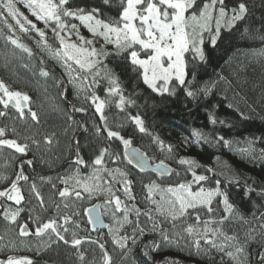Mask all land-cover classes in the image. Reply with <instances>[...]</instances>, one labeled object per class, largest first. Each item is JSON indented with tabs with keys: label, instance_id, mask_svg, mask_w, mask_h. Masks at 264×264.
<instances>
[{
	"label": "snow or ice",
	"instance_id": "snow-or-ice-1",
	"mask_svg": "<svg viewBox=\"0 0 264 264\" xmlns=\"http://www.w3.org/2000/svg\"><path fill=\"white\" fill-rule=\"evenodd\" d=\"M113 2L101 0L99 6L86 8L75 0H0V17L5 26L10 31L18 28L19 32L36 34L37 46L43 45V50L61 64L68 76L67 82L73 86L77 99L82 100L81 106H71L72 111L87 113L90 108L94 109L101 121L99 125L93 124L95 134L107 142V146L96 149L94 158L86 161L80 155L77 141L74 169L57 177L61 187L52 182V177H37L52 190V196L46 199L42 187L25 171L26 166H33L34 160L20 157H27L32 147L38 148L42 142L51 145L55 134H44L37 139L39 133L20 132L17 121L30 119L32 126H38L40 117L32 109V98L27 92L13 90L0 80V119L12 121L11 126L0 125V155L10 150V154L3 157V166L12 169L11 174L0 173V223L5 226L0 234V251L17 252L34 247L39 253L42 247L50 248L62 242L76 250L81 264H116L106 247L107 241L102 243L103 237L92 239L89 229L82 227L83 217H87L91 231H97L98 225L107 229L112 245L120 250L121 259L131 251L129 243L136 244L150 232L160 238L158 242L150 241L145 245L152 251L162 246H180L183 241L197 252L217 253V264H253L250 249L258 244L256 264H264V211L259 216L253 214L258 227H249L241 236L233 225L250 222L230 201L221 180L214 179L219 174L213 168L206 167L201 173L198 171L201 165L194 158L180 157L178 164L186 167L176 171L166 163V159L172 157L174 146L166 145L158 136H153V141L168 157L150 165L147 153L134 146L131 136L122 134L125 125L115 118L110 121L106 114L113 106L125 113L136 103L125 94L121 74L110 66L112 60L122 66L124 73L130 72L158 95H175L178 88L192 99L200 94L209 95L215 82L205 83L203 87L196 85V69L207 62L206 43L216 47L222 29L231 30L236 22L246 18L247 4L244 0H236L232 7H228L226 0H115L116 15H105L103 8L111 9ZM19 5L35 19H30ZM248 31L246 28L245 34ZM6 39L33 55L32 49L18 39L11 35ZM259 39L264 41V35ZM41 75L48 77L49 71L42 68ZM60 84L62 86L63 81ZM12 110H15L14 116H11ZM66 115L69 122L76 123L71 113ZM127 118L140 133L152 135L140 115L128 113ZM210 122L217 123L214 115H210ZM28 127L26 123L25 130ZM193 134L197 143L208 141L202 132ZM214 139L226 147L232 143L222 135ZM115 141L122 145L121 151L111 150ZM247 143L248 147L240 151L257 158L254 141ZM259 158L264 159V149L260 150ZM128 165L140 172L153 167L159 177L177 179L167 185L157 180L141 183L138 195L134 192L135 181L130 178ZM81 166L91 171L82 172ZM213 179L214 186L205 187ZM233 183L240 181L228 179V184ZM252 191L255 189L246 185L245 195ZM257 195L264 199V188ZM93 200L99 202L81 208L85 201ZM26 208L28 221L21 223V213ZM50 210L53 214L47 215ZM104 216H109L112 224H105ZM81 232L86 235H80ZM85 243L99 248L98 261L86 260L81 250ZM145 255L149 253L145 251ZM0 264H36V261L28 256L7 255L0 259ZM171 264L176 262L171 261Z\"/></svg>",
	"mask_w": 264,
	"mask_h": 264
},
{
	"label": "trees",
	"instance_id": "trees-1",
	"mask_svg": "<svg viewBox=\"0 0 264 264\" xmlns=\"http://www.w3.org/2000/svg\"><path fill=\"white\" fill-rule=\"evenodd\" d=\"M235 2L236 0H226L228 7L234 6ZM244 2L249 9L246 18L236 22L231 30L222 29L216 47L206 43L207 62L199 64L196 69L198 87L215 82V87L209 95L200 94L196 99H192L179 88L175 95L167 93L158 95L142 82L137 81L130 72L124 73L122 66L112 60L110 66L121 74L125 94L130 95L136 103L135 106L128 107L125 113H120L114 106L106 110L110 121L115 118L125 125L122 134L131 136L133 144L147 153L151 162L168 157L166 152L160 151L159 146L153 141V136H158L166 145L174 146L172 157L167 158L166 163L173 165L172 168L176 171H182L186 167L178 164L180 155L188 156L193 153L197 159L212 160L211 168L219 174L214 179L221 180V187L226 188L230 201L250 222L233 225L234 230L241 236L249 227H258L253 214L259 216V213L264 211V199L257 195L264 188V159L259 158L260 150L264 149V54H261L264 50V41L259 39V36L264 35V0H244ZM75 3L81 7L91 8L99 6L101 0H75ZM103 11L107 16H115L117 12L115 0L111 9L105 6ZM12 22L15 24L14 21ZM246 28L249 30L247 34H245ZM19 33L21 39L18 40L31 48L33 55H28L6 39L9 35L15 37L0 17V80H4L13 90L27 92L38 107L39 125L32 126L30 119L17 121L16 127L20 132L39 133L37 139L44 134H55L51 145L42 142L38 148L33 146L27 157H20L34 160L32 167L25 168L26 173L33 178L51 177L73 166L70 161L75 155L76 136L80 155L86 161L94 158L96 149L107 146V142L102 136L97 137L95 134L93 124L101 123L98 115L91 109L87 113L71 111L69 103L77 107L82 104L74 97L73 90L68 84L63 98L64 81L67 83L65 76L50 59L40 53L24 33ZM36 55L48 69L42 67ZM42 68L49 71L48 77L41 75ZM61 81H63L62 86ZM100 95L103 96L102 91ZM67 113L72 114L76 123L67 120ZM128 113L140 115L152 135L140 133L135 124L127 118ZM210 115L216 117V124L210 122ZM221 120L224 121L223 124L219 123ZM11 123L10 118L0 119V125L11 126ZM26 123L29 126L27 130H25ZM194 132L204 133L208 141L200 140L197 143ZM218 135L230 140L231 145L226 147L222 142L217 143L214 137ZM248 141H254L257 157L255 159L240 151L248 147ZM121 149L122 145L119 141L112 142L111 150L121 151ZM9 154L10 150H5L0 155V173L12 172L11 168L5 169L2 166L3 157ZM200 165L198 171L203 173L207 166ZM127 168L135 179L143 182L157 180L165 184L177 179L176 177L161 178L151 173L141 174L134 171L130 165ZM88 169L81 166L83 172ZM238 170L241 171V175H238ZM207 174L211 175V173ZM232 178H238L240 183L228 184V179ZM214 179L205 186L213 187ZM39 183L37 184L42 187L43 194L48 196L50 186ZM246 185L255 191L245 195ZM23 213L26 214L24 220L28 221L27 208ZM148 237L144 236L142 246L129 253L133 264H171V261H175L176 264H217L219 261L211 254L206 255L180 247L162 246L152 251L149 246L146 249L145 245L155 238L150 237L149 240ZM92 250L91 253L89 250L85 251L86 260L89 262L94 258L96 260L100 258V250L96 245ZM250 250L253 264H256V253L260 250L258 244H253ZM145 251L149 253L148 256L145 255ZM37 262L38 264H81L74 248L62 242L40 252Z\"/></svg>",
	"mask_w": 264,
	"mask_h": 264
},
{
	"label": "rangeland",
	"instance_id": "rangeland-1",
	"mask_svg": "<svg viewBox=\"0 0 264 264\" xmlns=\"http://www.w3.org/2000/svg\"><path fill=\"white\" fill-rule=\"evenodd\" d=\"M20 6V8H21V10L22 11H24L25 12V14L26 15H29V18L30 19H35L34 17H31L30 16V14L28 13V10L27 9H25L24 7H23V5H19ZM39 27H43V25L42 24H39L38 25ZM81 31L83 32V34H85V35H88V33H87V31L85 30V29H81ZM25 34V33H24ZM26 35V37L28 38V39H30L31 41H32V43L37 47V49L40 51V53H42L45 57H47L48 59H50L59 69H60V71L63 73V75L65 76V78H66V81H68V76H67V74L65 73V71H64V68L61 66V64L51 55V53H49L48 51H45V50H43V45H41V46H37V43H36V41H37V37H36V34L35 33H32V34H25ZM49 35L51 36V34L49 33ZM67 84L72 88V90H73V94H74V97L77 99V96L75 95V90H74V88H73V86L70 84V83H68L67 82ZM81 104H82V100H80V99H77ZM85 107H87V105H84ZM31 107H32V109L34 110V111H36L37 113H38V107L36 106V104H34L33 102H32V104H31ZM91 109V108H90ZM92 111H94V109H91ZM15 115V110H12L11 111V116H14ZM181 143V142H180ZM183 148H185V147H183ZM187 149V148H186ZM180 157H188V158H194L199 164H204V165H206L207 167H212L213 166V161L212 160H201V159H197V157L193 154V153H191V154H189L188 156H181L180 155ZM4 162V161H3ZM1 165H2V163H1ZM3 166V165H2ZM1 166V167H2ZM110 167H115V165H109ZM74 165L73 166H71L70 168H67L64 172H62V173H59V174H57V175H54V176H51L52 177V182L53 183H57V185H58V187H61V185H59V182H58V180H57V177L58 176H64V175H66V174H68V173H70L73 169H74ZM171 167H173V165H171ZM129 170V169H128ZM91 171V169L89 168L88 169V171H86V172H90ZM130 171V170H129ZM83 172V171H82ZM130 173H131V177L130 178H132L134 181H135V184H134V192L136 193V194H140V192H141V183H147L149 180H146V181H141L140 179H135V177L133 176V174H132V172L130 171ZM238 175H241V171L240 170H238ZM47 177H49V176H47ZM34 179H36V177L34 178ZM40 182L39 181V179H36V182ZM37 182V183H38ZM39 184H41V182L39 183ZM168 183H165V185H167ZM41 185H48L49 186V184L47 183V182H44L43 184H41ZM205 187H207V186H205ZM49 194H48V196L47 195H44L45 196V198L46 199H48V198H50L51 196H52V190L49 188ZM55 199H57L58 200V198H55ZM99 201L98 200H93V201H91V202H88V201H85L84 203H83V205H81V208H83V207H88V206H90L91 205V203H98ZM33 206H35V205H33ZM37 211H39V209H37ZM34 215H35V213H33ZM53 214V212L50 210L48 213H47V215H52ZM26 214L25 213H21V217H20V222H21V220L22 219H24V216H25ZM107 222H108V224H112V221H111V219H110V217L109 216H104L103 217ZM83 220H84V217H83ZM143 220H144V218L143 217H141V221L143 222ZM85 221V220H84ZM22 223V222H21ZM4 224L3 223H0V234H3V232H4ZM82 227H87L86 226V223H84V224H82ZM128 231H131V229L130 228H128L127 229ZM90 232V231H89ZM90 234H91V237H92V239H97V238H99V237H103V239L101 240V242L103 243V242H105V241H107V243H106V247H107V249H108V251L112 254V256H113V258H114V260L116 261V264H123V262L126 260V262H124V264H133L132 263V260H130V257H129V254L127 255V257H125L124 259H121V255H120V250L118 249V248H114V246L112 245V243H111V237L108 235V231H107V229H105V230H102V231H96V232H90ZM80 235H86V233H84V232H81L80 233ZM144 236H149L148 238H149V240H151L150 239V237H155L154 238V240H151V241H156V242H158L159 241V236L158 235H154V234H152V233H150V232H148V233H146ZM143 236V237H144ZM143 237H141L138 241H137V243L136 244H131V243H129V248L131 249V251L130 252H132L135 248H139V247H141L142 246V238ZM46 243H48V241L46 240L45 241ZM32 243L33 244H35V241H32ZM54 244H52L51 245V247L53 246ZM93 244H90V243H85L84 245H82V247H81V250L82 251H86V250H89L90 251V253L93 251L92 250V248H93ZM164 247H180L181 249H185V250H190V251H194V252H197L196 251V249L194 248V247H189V246H185L184 245V242L182 241L181 242V245L180 246H176V245H168V246H164ZM46 249H48V248H44V247H42L41 248V250L39 251V253L40 252H42L43 250H46ZM75 250V249H74ZM18 251H26V252H31V253H34L35 255L36 254H39V253H37V251L35 250V248L33 247V249L32 250H28V249H20V250H18ZM76 251V250H75ZM10 252V251H9ZM129 252V253H130ZM3 253H6V251H0V255H2ZM200 253V252H199ZM201 253H204V254H208V253H205V252H201ZM209 255V254H208ZM211 255L212 256H215V257H217L218 259H219V255L217 254V253H215V252H212L211 253ZM2 257L0 256V259H1ZM126 258H128V259H126ZM119 259H120V261H119ZM122 260H124V261H122ZM98 261V260H97Z\"/></svg>",
	"mask_w": 264,
	"mask_h": 264
},
{
	"label": "water",
	"instance_id": "water-1",
	"mask_svg": "<svg viewBox=\"0 0 264 264\" xmlns=\"http://www.w3.org/2000/svg\"><path fill=\"white\" fill-rule=\"evenodd\" d=\"M1 18L3 19V17H1ZM9 22H10L11 24L14 25V23H13L10 19H9ZM11 32H12V34H13V36H14L15 38H17V39H21V35H20V33L18 32L17 29H15V31H11ZM36 56H37V58H38L40 64L42 65V67L47 68V67L44 65V63L42 62V60L38 57V55H36ZM47 69H48V68H47ZM66 88H67V83L64 81L63 98H65ZM69 106H70L71 111H72V107H71L72 104L69 103ZM72 112H73V111H72ZM76 142H77V136L75 137V155H76V147H77ZM134 146H135V145H134ZM135 147H137V146H135ZM137 148H138V147H137ZM140 150H141V149H140ZM141 151H142V150H141ZM142 152H143V151H142ZM75 155H74V157H75ZM156 162H158V161H156ZM156 162H151V161H149V164L152 165V164H154V163H156ZM130 167H131L134 171H136V172H138V173H141V174H144V173H151V174H156V175H158V173L155 172V170H154L153 167H147L146 170H145L144 172H140L139 169L135 168V167L132 166V165H130ZM158 176H159V175H158ZM103 220H104V223H105V224H108L107 221H106L104 218H103ZM90 228H91V225H90ZM105 229H106V228H102V227H100L99 225L97 226V230H98V231H102V230H105Z\"/></svg>",
	"mask_w": 264,
	"mask_h": 264
},
{
	"label": "flooded vegetation",
	"instance_id": "flooded-vegetation-1",
	"mask_svg": "<svg viewBox=\"0 0 264 264\" xmlns=\"http://www.w3.org/2000/svg\"><path fill=\"white\" fill-rule=\"evenodd\" d=\"M74 160H75V157H73V159L70 161V164L74 165V163H73ZM25 188H27L26 185H25ZM90 206H88V207H90ZM84 220H85V223H86L87 217H84ZM21 222L23 223V222H25V220L22 219ZM86 226H87V228L89 229L90 232H92V233L93 232H96V231H91L90 225H88L87 223H86ZM30 227H32L31 223H30ZM7 255L28 256V257L32 258L34 261H36V264H38V262H37V256H38V254L35 255L34 253H31V252L29 253V252H26V251H17V252H10V253H7L6 252L4 254V256H1L2 257L1 259L5 258Z\"/></svg>",
	"mask_w": 264,
	"mask_h": 264
}]
</instances>
